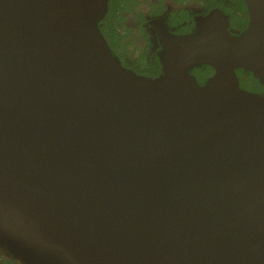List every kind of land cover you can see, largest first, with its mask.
I'll return each mask as SVG.
<instances>
[{
	"label": "water",
	"instance_id": "water-1",
	"mask_svg": "<svg viewBox=\"0 0 264 264\" xmlns=\"http://www.w3.org/2000/svg\"><path fill=\"white\" fill-rule=\"evenodd\" d=\"M124 67L108 0H0V248L24 264H264V0ZM213 67L200 83L191 69Z\"/></svg>",
	"mask_w": 264,
	"mask_h": 264
},
{
	"label": "trees",
	"instance_id": "trees-1",
	"mask_svg": "<svg viewBox=\"0 0 264 264\" xmlns=\"http://www.w3.org/2000/svg\"><path fill=\"white\" fill-rule=\"evenodd\" d=\"M162 1V0H159ZM136 2L135 0H108V9L101 20L99 26L103 34L106 36L113 53L120 59L121 63L127 69L136 73L137 75L156 78L163 73V62L161 58L147 57V46L145 50L141 52L142 55H137L136 47H133V43L129 40L128 35L132 32L131 27H126L125 33L122 34L118 29L121 21L126 19L124 12L129 9V6ZM195 3H200L205 9H211L213 7L219 6L223 13L227 16L228 22L231 26L243 27L246 21L241 15H237V11L246 13V5L244 0H193ZM177 14H172L171 16L179 17L180 19H190L191 15H186L183 9L176 12ZM180 14V15H178ZM136 15L143 19L142 15ZM168 15V13H167ZM132 47V49L130 48ZM135 48V49H134ZM214 69L212 66L207 64L196 65L191 69V72H195L196 77L199 78L200 83L206 77L212 75ZM237 74L239 77V86L248 91H257L263 89V84L254 75L252 71H247L238 68ZM0 264H24L23 262L16 263L13 256H9L4 248H0Z\"/></svg>",
	"mask_w": 264,
	"mask_h": 264
},
{
	"label": "flooded vegetation",
	"instance_id": "flooded-vegetation-1",
	"mask_svg": "<svg viewBox=\"0 0 264 264\" xmlns=\"http://www.w3.org/2000/svg\"><path fill=\"white\" fill-rule=\"evenodd\" d=\"M129 9L124 12L127 16L126 19L121 21L123 26L118 29L122 34L125 33L126 27H131L133 30L128 35L129 40L133 43V47H136L137 55H142L141 52L145 50L147 46L146 56L152 58H161L165 55L166 44L173 38L180 35H190L198 32V22L200 19L208 15L212 10L219 9L217 6L211 9H205L200 3H195L193 0H135ZM183 9L186 15H191V18L180 19L176 16L179 10ZM142 15L143 19L137 15ZM168 13V15H167ZM237 15H241L243 19L247 20L243 27L231 26L228 22L229 28L234 30L235 34H241L248 23V11L246 13L241 11L236 12ZM180 15V14H178ZM132 49V47H130ZM196 77V73L192 72ZM210 77V76H209ZM196 79L200 82L199 78ZM206 77L203 81H206ZM263 93L264 88L257 90Z\"/></svg>",
	"mask_w": 264,
	"mask_h": 264
}]
</instances>
